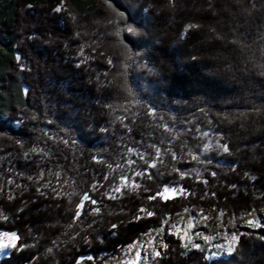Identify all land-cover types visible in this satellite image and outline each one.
I'll use <instances>...</instances> for the list:
<instances>
[{
  "label": "trees",
  "instance_id": "1",
  "mask_svg": "<svg viewBox=\"0 0 264 264\" xmlns=\"http://www.w3.org/2000/svg\"><path fill=\"white\" fill-rule=\"evenodd\" d=\"M101 1L0 0V264H99L186 208L264 204V0ZM239 229L148 264H264V221Z\"/></svg>",
  "mask_w": 264,
  "mask_h": 264
},
{
  "label": "rangeland",
  "instance_id": "2",
  "mask_svg": "<svg viewBox=\"0 0 264 264\" xmlns=\"http://www.w3.org/2000/svg\"><path fill=\"white\" fill-rule=\"evenodd\" d=\"M94 1L100 6H104V3L101 0ZM213 145L214 143H212L210 139L209 141L206 140V142H203L198 146V150L194 151L193 154H196L198 157L208 155L207 153L214 147ZM131 155L141 158L142 153L134 148L129 149L127 153L128 167H130L129 163H132L133 161ZM126 172L124 173L125 177L123 181H119L115 186L116 188L134 186L136 184L133 174ZM115 189L112 190V192H117ZM168 190V192L163 193L164 197L168 198L181 191L177 186H171ZM253 218L262 225V222L264 221V204L262 207L241 211L234 216V218L224 212H212L211 210H201L197 207H189L181 211V213L179 212L166 218L160 228L149 231L140 241H134L124 247L117 257L106 259L99 264H129L130 261L136 260L137 252H139L137 264H148L154 257L152 249L155 248L157 251L159 248L163 247V245H165V237L170 234H174L175 238L179 239L182 246L186 248L196 249L193 245H201V242L206 244L205 257L207 259L226 256L229 253L219 251L216 248V245L225 244L226 238H229L231 233H241L239 228L241 226H249L246 221ZM209 220H212L213 222L214 232L205 236L202 231L198 230V228L205 227V224H207ZM173 225H176V227L173 228ZM4 233L10 234L13 232L0 231V244L7 245L10 241L3 235ZM182 237L183 239H181ZM204 237H208V239L205 240ZM130 245H132L131 248H129ZM10 248L11 247L0 248V256L7 254ZM218 251L219 254L214 255V253H217Z\"/></svg>",
  "mask_w": 264,
  "mask_h": 264
},
{
  "label": "snow or ice",
  "instance_id": "3",
  "mask_svg": "<svg viewBox=\"0 0 264 264\" xmlns=\"http://www.w3.org/2000/svg\"><path fill=\"white\" fill-rule=\"evenodd\" d=\"M105 2L108 4V6L111 8V4L109 3V0H105ZM57 11H61L62 9L60 8H57L56 9ZM113 11H115V9H113ZM119 15L122 17L123 16V13H119ZM189 27H198V25H189ZM132 30V29H130ZM19 59V58H18ZM224 150L225 151H228V147L227 145H224ZM131 151V150H130ZM159 151V150H157ZM115 191L119 192L120 189L119 187L115 189ZM165 192H168L169 190L166 188L164 189ZM167 198V197H165ZM84 200H88L90 199L89 196L87 194L84 195L83 197ZM150 199H154V197H150ZM93 203H95V201H93ZM82 205H78L77 207H81ZM141 211H144V209H141ZM79 212H77V216H79ZM147 215L151 216L153 215V213L151 212H148ZM251 215V214H250ZM140 217L137 216L136 219H139ZM246 223L252 227V228H259L261 227L260 223L258 221H256L254 218L253 219H249L246 221ZM113 228H116L117 225L113 224L112 225ZM176 225H173V228H175ZM5 237L8 238V240L10 241L9 244L5 245V244H0V248H6V247H12V248H15L17 247V244H16V241L19 239V237L17 236L16 233H4L3 234ZM239 238H240V234L238 233H231L230 237L229 238H226V243L225 244H217L216 245V248L219 250V251H225L229 254L231 253H234L236 251V248L238 246V243H239ZM183 239V237L181 238ZM205 240L208 239V237H204ZM259 239L261 240H264V236H260ZM132 245L129 246V248H131ZM163 247H167V245H163ZM193 247H196V248H200V245H193ZM153 251V254L154 256H159L160 253L156 251L155 248L152 249ZM219 251L217 253H214V255H217L219 254ZM89 259H91V257H89ZM139 259V252H137V257H136V260H132L129 262V264H137V260Z\"/></svg>",
  "mask_w": 264,
  "mask_h": 264
},
{
  "label": "built area",
  "instance_id": "4",
  "mask_svg": "<svg viewBox=\"0 0 264 264\" xmlns=\"http://www.w3.org/2000/svg\"><path fill=\"white\" fill-rule=\"evenodd\" d=\"M144 171L146 172V169H144ZM119 180L122 181L123 180V177H119Z\"/></svg>",
  "mask_w": 264,
  "mask_h": 264
}]
</instances>
